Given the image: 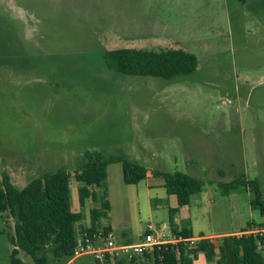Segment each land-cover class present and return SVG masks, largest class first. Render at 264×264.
<instances>
[{
	"label": "rangeland",
	"instance_id": "374dc122",
	"mask_svg": "<svg viewBox=\"0 0 264 264\" xmlns=\"http://www.w3.org/2000/svg\"><path fill=\"white\" fill-rule=\"evenodd\" d=\"M119 49H181L197 69L175 82L123 76L102 60ZM86 152L124 155L149 176L126 185L120 164L107 167L98 192L115 244L121 234L140 241L148 225L154 238L171 237L174 198L158 172L189 175L222 201L219 212L210 206L213 227L231 207L210 182L243 176L264 201V0H0V182L6 172L22 189L63 169L77 206L74 173ZM93 206L84 203L87 225ZM195 215V228L208 229Z\"/></svg>",
	"mask_w": 264,
	"mask_h": 264
},
{
	"label": "trees",
	"instance_id": "16d2710c",
	"mask_svg": "<svg viewBox=\"0 0 264 264\" xmlns=\"http://www.w3.org/2000/svg\"><path fill=\"white\" fill-rule=\"evenodd\" d=\"M106 68L123 76H150L167 82H175L191 76L197 69V59L181 49L145 51L119 49L103 53ZM120 164L123 182L136 185L147 177V170L124 155L106 157L98 152H86L83 161L74 173L78 189V201L82 207L89 198L99 205L90 211L91 228L87 235L96 233L95 223L105 217L109 208L105 193L97 194L91 189L103 187L106 169L109 165ZM164 180L163 187L168 196H175L178 207L189 205L190 197L203 192V184L193 177L179 173H157ZM215 184L220 196L232 192L249 191L252 210L264 215V201L261 199L256 181L249 182L243 176L229 182ZM70 175L63 169L42 178L32 180L25 188L14 187L4 174L0 183V213L13 221L11 240L15 249L9 255L10 264H23L18 251L28 255L34 264H47V255L56 262L70 260L79 246L75 225L81 221V212L71 210L69 197ZM175 210H169L173 215ZM178 235L182 242L166 243L154 247L151 255L153 264H192L202 253L209 262L215 256V243L200 239L190 244L191 233L184 230ZM239 264H263L257 250L258 237L243 234L230 237ZM147 256V254H146ZM95 264H97L95 262ZM116 264H119L118 262Z\"/></svg>",
	"mask_w": 264,
	"mask_h": 264
},
{
	"label": "crops",
	"instance_id": "0c3cea01",
	"mask_svg": "<svg viewBox=\"0 0 264 264\" xmlns=\"http://www.w3.org/2000/svg\"><path fill=\"white\" fill-rule=\"evenodd\" d=\"M4 174H6L9 177V175L6 172H4L2 175ZM20 174L21 173L19 171L17 175L19 176ZM147 177L149 176L147 175ZM221 178H223V176H221ZM75 184H76L77 191H78V189L82 187V184L76 181H75ZM69 189H70V185H69ZM91 190L92 192L101 194L98 192L99 189L97 188H93ZM241 195L242 194L240 193L232 192L228 194L227 196H221V198H226L227 203L225 205L230 204L231 211L227 212V208H226L225 215L224 214L218 215V213H215L214 216L217 219V221H218V218L220 219L218 221V223H220V226L219 224H217L216 227H213V225L211 224L209 214L213 215V211L210 210V206L215 204L217 206V212H219L221 206L224 205L222 201H218L217 199H213V198L212 200H210L208 198L207 192H201L199 194H195L190 197V202L188 206L180 208L178 207L176 197L167 195V199L169 197L174 198V200L171 199L173 201H171L172 206L170 210H175L176 212H174V214L172 215L174 217L175 223L168 224L169 227L172 229L171 230L172 235L170 238H166V241H171L174 236H179L178 233L184 230H187L191 233V236H192V238L190 239L191 241L194 242L200 239H207V240L214 242L216 246L215 256L211 261L208 262L205 259V256L202 253H199L197 255L196 260H194L192 264H239L235 256L233 245H232V242L230 241V237H238L243 234H246V235L251 234L255 236L254 234L255 232L264 231V215H261L258 211L251 209L250 207L251 199H250L249 194L242 195L245 197L244 199H241ZM77 197H78V192H77ZM194 198H198V199L195 201V203H193V206H195V208L193 207L192 209L191 200H194ZM87 200H90L92 203L95 204V206H93L90 209V211L99 205L98 201L93 202L91 198ZM83 207L84 205L81 207L79 204V201L77 202V206L76 205L72 206L71 204V210L73 212H81L82 214L81 221L75 225V234L78 237L79 241L84 235H87L86 231L91 228L90 211H89V221H88L89 225H87L88 223H85L86 218L82 211L84 209ZM243 209H245L244 212L242 211ZM192 212H195L196 213L195 216L197 217H202L203 219H207V222L209 223L208 229L202 231L199 229L197 230L195 228L196 224H198V220L193 219ZM254 212L258 213V216L254 215ZM176 214H177V217H176ZM12 226H13L12 219L7 218L5 215H2L0 213V263L2 264H10L9 255L11 254L12 250L15 249V247L11 243V240L13 237ZM95 229H96V232L101 231L104 233L106 232L112 233V229L110 225H108L107 222L104 221L103 217L99 218L97 223H95ZM141 241L142 239L140 241L134 242L125 234H121L119 242H118L119 244H116V245L117 246H131V245L138 244ZM257 250L260 256L262 257L263 264H264V241H260L259 243L257 242ZM20 252L21 251H18V254ZM79 256L81 255L74 256L72 259L68 260L66 264H71ZM117 262L119 264H153V258L151 254H147V256L144 255L141 258H138L131 262H128L125 259H120Z\"/></svg>",
	"mask_w": 264,
	"mask_h": 264
},
{
	"label": "built area",
	"instance_id": "2783aa9c",
	"mask_svg": "<svg viewBox=\"0 0 264 264\" xmlns=\"http://www.w3.org/2000/svg\"><path fill=\"white\" fill-rule=\"evenodd\" d=\"M152 230L153 227L148 225V233L143 237L142 241L131 246H117L113 241L111 232L97 231L91 237L84 235L79 241V246L74 256L91 254L97 264H116L120 259L131 262L146 254H151L154 247L183 241L179 236H174L171 241L154 238L151 234ZM254 234L258 237V243L264 241V231H257ZM190 244H193V241H190Z\"/></svg>",
	"mask_w": 264,
	"mask_h": 264
}]
</instances>
